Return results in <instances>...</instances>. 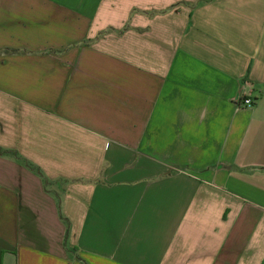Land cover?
<instances>
[{
  "label": "crops",
  "instance_id": "0c3cea01",
  "mask_svg": "<svg viewBox=\"0 0 264 264\" xmlns=\"http://www.w3.org/2000/svg\"><path fill=\"white\" fill-rule=\"evenodd\" d=\"M0 150V264H264V0H0Z\"/></svg>",
  "mask_w": 264,
  "mask_h": 264
},
{
  "label": "trees",
  "instance_id": "16d2710c",
  "mask_svg": "<svg viewBox=\"0 0 264 264\" xmlns=\"http://www.w3.org/2000/svg\"><path fill=\"white\" fill-rule=\"evenodd\" d=\"M1 152H2V150H0V154H1ZM26 167L30 170V171H32V172H34L38 177H40V179L45 183V184H47L46 183V179L43 177V175H42V173L36 168V167H34V166H32V165H26ZM65 221V224H66V226H67V223H66V220H64ZM65 236L67 237V230H66V234H65Z\"/></svg>",
  "mask_w": 264,
  "mask_h": 264
},
{
  "label": "built area",
  "instance_id": "2783aa9c",
  "mask_svg": "<svg viewBox=\"0 0 264 264\" xmlns=\"http://www.w3.org/2000/svg\"><path fill=\"white\" fill-rule=\"evenodd\" d=\"M241 104L243 106H250L251 105V100L250 99H244Z\"/></svg>",
  "mask_w": 264,
  "mask_h": 264
}]
</instances>
